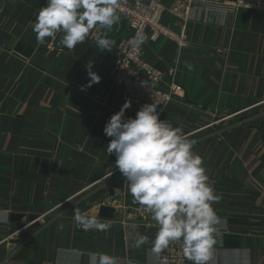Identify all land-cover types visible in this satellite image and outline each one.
<instances>
[{
	"label": "crops",
	"instance_id": "1",
	"mask_svg": "<svg viewBox=\"0 0 264 264\" xmlns=\"http://www.w3.org/2000/svg\"><path fill=\"white\" fill-rule=\"evenodd\" d=\"M243 1L251 6L225 15L201 10L184 22L165 13L163 24L176 33L183 28L187 45L162 37L144 53L164 72L161 86L178 87L160 119L195 141L220 196L206 264H264V0ZM44 6L46 0H0V218L7 216L0 264H89L91 253L116 264H155L158 225L134 202L103 132L121 105L110 71L114 48L128 35L124 21L119 16L106 33L112 50L97 46L96 29L68 50L61 34L36 42L31 25ZM91 63L100 81L82 91ZM109 192L113 217H97ZM75 209L111 227L84 231ZM15 215L26 223L17 231ZM29 215L37 218L29 222ZM140 235L148 242L137 246Z\"/></svg>",
	"mask_w": 264,
	"mask_h": 264
},
{
	"label": "clouds",
	"instance_id": "2",
	"mask_svg": "<svg viewBox=\"0 0 264 264\" xmlns=\"http://www.w3.org/2000/svg\"><path fill=\"white\" fill-rule=\"evenodd\" d=\"M121 0H46L39 9L32 31L38 44L45 38L56 39L68 50L84 43L89 33L97 30L95 42L102 50H112V41L106 37L120 17ZM104 30L105 35L99 34ZM147 42L137 32L129 40L134 48ZM90 80L81 90L100 81L93 72L92 63L85 65ZM156 103L144 104L134 118H125L131 104L125 101L120 110L110 116L103 132L111 138L107 152L115 156V168L128 183V191L135 203L158 225L152 241V251L160 253L170 243L181 242L182 251L192 264H206L208 251L214 243L213 235L220 222L213 203L220 196L208 183L202 158L193 151L194 140L159 119ZM76 226L84 231H107L110 223H101L79 209L74 210ZM7 222V216L0 218ZM152 225H148L151 227ZM148 242L140 235L137 246ZM89 264H116V259L105 253H91Z\"/></svg>",
	"mask_w": 264,
	"mask_h": 264
},
{
	"label": "built area",
	"instance_id": "3",
	"mask_svg": "<svg viewBox=\"0 0 264 264\" xmlns=\"http://www.w3.org/2000/svg\"><path fill=\"white\" fill-rule=\"evenodd\" d=\"M169 1V5H165L163 0H121L118 15L122 17L128 35L114 48L110 81L122 88L120 108L126 100L130 101L131 106L125 110V118H134L144 104L156 103L160 119L170 101L177 95L178 87L174 84L169 88L162 87L160 81L164 72L144 59L147 43L162 37L175 41L180 48L187 45L183 28L176 33L163 24L162 18L165 13L184 22L195 18L196 13L201 10L217 9L225 15L227 12H234L239 6H251L243 0ZM137 32L143 33L147 37V42L139 48H134L129 44V40ZM167 74L172 76V70L167 71ZM155 264H192V262L184 256L182 243L173 242L158 253Z\"/></svg>",
	"mask_w": 264,
	"mask_h": 264
},
{
	"label": "water",
	"instance_id": "4",
	"mask_svg": "<svg viewBox=\"0 0 264 264\" xmlns=\"http://www.w3.org/2000/svg\"><path fill=\"white\" fill-rule=\"evenodd\" d=\"M109 195H110V199H109V202L106 204H100L99 206L96 207L95 209V214L97 217H100V218H112L113 217V214H114V208L112 206H110L109 204L111 203V201L114 199L113 198V194L112 192H109ZM13 219L12 221H14V223L11 225V229L12 230H20L22 229L26 223H22L21 221H18L19 219V215H15V216H12ZM37 218V215H29L28 216V221L29 222H32L34 221L35 219ZM14 231H12L13 233ZM24 236V233L21 232V233H18V236L17 238H21ZM17 239H14L13 242L15 243Z\"/></svg>",
	"mask_w": 264,
	"mask_h": 264
}]
</instances>
